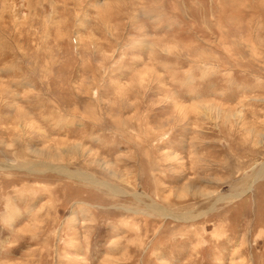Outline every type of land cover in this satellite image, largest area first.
Listing matches in <instances>:
<instances>
[{"label":"rangeland","instance_id":"1","mask_svg":"<svg viewBox=\"0 0 264 264\" xmlns=\"http://www.w3.org/2000/svg\"><path fill=\"white\" fill-rule=\"evenodd\" d=\"M234 263L264 264V0H0V264Z\"/></svg>","mask_w":264,"mask_h":264},{"label":"bare ground","instance_id":"2","mask_svg":"<svg viewBox=\"0 0 264 264\" xmlns=\"http://www.w3.org/2000/svg\"><path fill=\"white\" fill-rule=\"evenodd\" d=\"M52 167V166H51ZM54 170H58V172H63V173H67L65 170H63V169H61V168H56V169H54ZM70 174V173H69ZM71 177H75V178H77V179H84L85 180V182H87V181H90V182H92V184H99V185H101V186H104V187H107V185L108 184H106V183H108V182H104V181H100V180H98V179H96V180H92V178H84V177H80V176H77L76 174H71ZM258 178H259V176H258ZM109 188V187H108ZM114 188V187H113ZM113 188H111L110 187V189L112 190V191H114V193H115V190L113 189ZM138 196V195H137ZM238 196H240V195H238ZM237 196V197H238ZM139 197V196H138ZM161 207V206H160ZM160 207H157V209L156 210H159L162 214H164V215H172V217H175V218H182V217H177V216H174L175 214H171L168 210H166L165 208H160ZM241 262V261H240ZM234 264H236V263H234Z\"/></svg>","mask_w":264,"mask_h":264}]
</instances>
